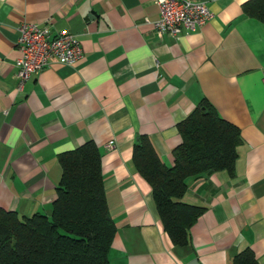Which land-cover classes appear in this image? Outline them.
I'll return each mask as SVG.
<instances>
[{
	"label": "crops",
	"instance_id": "1",
	"mask_svg": "<svg viewBox=\"0 0 264 264\" xmlns=\"http://www.w3.org/2000/svg\"><path fill=\"white\" fill-rule=\"evenodd\" d=\"M196 1L211 10L207 22L158 36L155 0H0L1 209L49 214L58 154L92 141L116 225L110 264H231L245 249L264 264V21L243 12L248 0ZM23 21L69 30L81 57L71 65L53 60L19 88ZM204 99L241 140L234 175L186 179L179 201L204 209L186 250L164 231L151 187L133 169L132 145L148 135L172 166L177 124Z\"/></svg>",
	"mask_w": 264,
	"mask_h": 264
},
{
	"label": "trees",
	"instance_id": "2",
	"mask_svg": "<svg viewBox=\"0 0 264 264\" xmlns=\"http://www.w3.org/2000/svg\"><path fill=\"white\" fill-rule=\"evenodd\" d=\"M242 9L264 21V0H248ZM177 130L181 142L172 150V166L162 162L145 134L135 138L131 163L150 185L156 212L173 245L188 250L189 229L204 209L179 201L186 179L220 170L234 175L241 138L239 128L205 99ZM57 158L61 175L49 214L19 216L0 208V264H110L116 225L107 205L100 151L87 141ZM231 264L258 263L245 249Z\"/></svg>",
	"mask_w": 264,
	"mask_h": 264
},
{
	"label": "built area",
	"instance_id": "3",
	"mask_svg": "<svg viewBox=\"0 0 264 264\" xmlns=\"http://www.w3.org/2000/svg\"><path fill=\"white\" fill-rule=\"evenodd\" d=\"M159 17L152 21L158 36L164 33L179 35L194 31L212 17V12L202 1L196 0H155ZM16 49L19 57L15 60L18 87L33 73H38L53 60L71 65L82 55L76 36L67 29L52 32L48 23L43 27L30 21H23L17 27ZM264 81V75H263ZM107 144V147H111Z\"/></svg>",
	"mask_w": 264,
	"mask_h": 264
},
{
	"label": "water",
	"instance_id": "4",
	"mask_svg": "<svg viewBox=\"0 0 264 264\" xmlns=\"http://www.w3.org/2000/svg\"><path fill=\"white\" fill-rule=\"evenodd\" d=\"M188 264H200L197 259H192L188 262Z\"/></svg>",
	"mask_w": 264,
	"mask_h": 264
}]
</instances>
